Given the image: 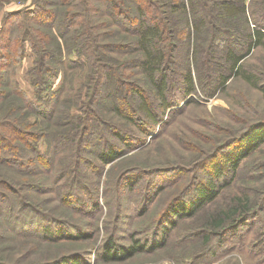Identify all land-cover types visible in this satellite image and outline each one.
Listing matches in <instances>:
<instances>
[{
    "label": "trees",
    "instance_id": "trees-1",
    "mask_svg": "<svg viewBox=\"0 0 264 264\" xmlns=\"http://www.w3.org/2000/svg\"><path fill=\"white\" fill-rule=\"evenodd\" d=\"M103 2L109 16L103 23L111 29L104 33L96 20L102 9L94 0H31L33 8L5 12L0 21V242L6 235H37L24 252L0 248V264H88L90 249H96L97 262L124 264L142 254L169 252L176 235L174 247L193 251L190 264H210L229 237L264 214V192L228 195L240 169L262 159L264 111L238 107L232 113H243L239 131L231 132L227 122L223 133L211 128L198 133L189 143L200 156L189 165L146 169L139 155L151 151L145 144L154 129L161 132L169 116L194 105L186 101L192 94L214 98L236 78L264 91V64L247 62L256 50L264 52V0ZM3 7L0 1V11ZM88 26L98 34L87 33ZM111 34L122 37L104 38ZM28 47L34 99L17 78ZM72 51L78 60L70 58ZM77 65L87 70L85 93L82 88L74 93L69 78ZM60 72L65 83L54 90L49 78ZM179 101L184 109L176 107ZM211 137L208 149L202 148ZM105 172L108 214L102 235ZM190 175L198 180L170 198L146 231H138L142 224L135 219H143L156 197ZM138 188L145 193L142 201L134 192ZM58 207L66 217L55 214ZM188 219L196 220L194 230L178 235ZM189 241L197 245L187 249Z\"/></svg>",
    "mask_w": 264,
    "mask_h": 264
},
{
    "label": "rangeland",
    "instance_id": "rangeland-1",
    "mask_svg": "<svg viewBox=\"0 0 264 264\" xmlns=\"http://www.w3.org/2000/svg\"><path fill=\"white\" fill-rule=\"evenodd\" d=\"M0 1L4 3L3 9L0 11V21L2 20L5 12H16L31 4V0ZM247 1L249 3L250 0ZM94 3L100 9H102V12L97 15L96 19L97 21L102 22V26L99 31L102 33L110 31V27L103 23V21H108L106 19L109 18V16L104 11L105 4L103 0H94ZM30 7L33 8L34 5H30ZM87 33L98 34L97 30H93L91 26H88ZM107 37V40L116 42L122 36L117 37L113 35V37H110L108 35H105L104 38ZM112 56L114 55L112 54ZM78 57L79 56L76 52H71L70 58L72 60H78ZM80 58L82 63L86 61L85 56H81ZM33 59V53L28 47L26 58L24 59L21 66L17 68V78L19 84L32 99L35 98V95L34 89L31 87V78L28 74V70L33 65ZM247 62H255L260 66L262 63L264 64V52L262 51V49L258 51L256 50L252 56H249ZM81 66L82 65H79L78 67L69 70V78L73 81L74 84V93H76L77 90L81 88L83 89L84 93L86 91V88L82 87V85L86 80L87 70L86 68H83V66ZM49 79L53 83V85H51L52 88L54 90H58L65 83V74L63 72H60L59 74L54 75ZM67 84H69V81H67ZM228 84L230 86L229 91L218 93L216 97L211 99H206L200 94V92L192 94L186 101L190 99L194 100L195 103L193 106L185 108V102L181 103V101H179L178 106L176 107L179 109L185 108L183 113L179 115L175 113L172 116H169L171 117L169 123L165 127H163V130L161 132L158 128L152 131L151 136L149 137V139H147L150 142L147 141V143L145 144V146L149 144V148H151V151L149 153L139 155V157H141V166L143 168L150 169L154 167L169 166V164H180L182 166L189 165L195 158L200 156L199 151H195L193 149L194 147L189 143L192 141L194 142V140H196L195 138H199L198 133L207 131V128H211L218 133H223L227 130V122H231L232 124V128H230L231 132H236L237 128V131H239L241 129V121L239 122V119L240 116L243 115V113H241L238 117L233 116L234 113H232V111L238 110V107L241 109L243 107H246L243 112L245 110H250L252 114L253 112L264 111V91L260 90L258 92L257 90H251L242 80L238 78L229 80ZM158 134L159 136H157ZM208 140L212 141L213 137L207 139L206 143H203L202 148L206 150L210 146ZM40 148L43 151H46L47 143L45 140H42L40 142ZM202 148L201 152L204 151V149ZM138 152H140L139 149L130 152L128 155L132 156L133 154ZM109 167L110 166H108V168ZM106 172L102 176L100 184V202L103 206L102 210L104 212L102 214L100 213V227L102 228V235L103 223L108 214V208L105 205V197L103 194V187L107 180ZM193 180L198 179L195 178L194 175H190L188 178L182 177V179L176 180L170 187H168L163 196H161L159 199L156 197L154 199V203H152V207L150 208L149 213L143 219H135L136 221L134 222H137V225L142 224V226L138 227V231H146L145 228L153 220L152 218H154L155 216V218L158 217V213L169 202L170 198H173L175 195L179 194L181 190L187 188V186H189ZM257 190L264 192V152L260 161L255 164L249 163L245 165L244 168L240 169L235 179V183L228 190V195L232 193H237L242 196H245L246 194L255 195ZM134 192L136 193V197L140 199V201H142L145 195L144 193L141 196L142 188H138ZM43 196V194L38 195V200H42ZM129 205L132 206L133 201L130 202ZM53 206L54 205H52L50 208L52 209ZM40 210L42 213L47 212L44 208H41ZM55 212V214L60 218L66 217L67 215L64 208L60 209L58 207ZM42 215L46 216V214ZM76 217L77 216L74 215L75 219ZM25 218V220H27L28 215H25ZM85 220L89 221V219L87 218ZM195 222L196 220L194 219L182 221L180 223L181 228L179 229V232L177 234L182 236L183 232L184 234H186L187 232L194 230ZM263 227L264 214L261 215V217H258L256 220L249 222L248 225L243 226L239 230L237 235L229 237V239L223 245V249L210 264H264V254L257 253L259 250L264 251V236L262 235ZM37 229L38 227L36 226L33 228V230ZM35 237H37L36 234L31 236L22 235L20 237H18L17 235H6V237L0 242V248L4 247L8 252H11L12 254H18L21 253V250H23L24 252L23 248L25 246V243ZM179 238L180 236L176 235L173 241L171 240L172 244L169 246V252H165V249V251H159L154 255L142 254L132 261L124 264H175V260L180 261V263L186 261V263L190 264L191 260L193 259V251L182 250L181 246L174 247L175 241L176 243H178ZM254 243L259 246V249H256L253 246ZM186 244H190L189 246H186L188 247L187 249H192L197 245V241H189ZM255 250L257 251L255 252ZM90 251L92 254L88 258V264H104L96 261V249H90ZM175 251L177 252L174 254ZM173 254L174 257L173 259H171V256Z\"/></svg>",
    "mask_w": 264,
    "mask_h": 264
}]
</instances>
